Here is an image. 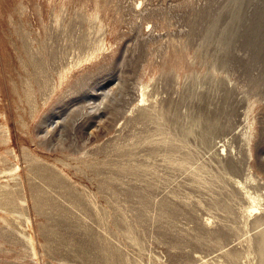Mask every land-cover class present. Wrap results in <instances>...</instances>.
Segmentation results:
<instances>
[{
  "label": "rangeland",
  "instance_id": "rangeland-1",
  "mask_svg": "<svg viewBox=\"0 0 264 264\" xmlns=\"http://www.w3.org/2000/svg\"><path fill=\"white\" fill-rule=\"evenodd\" d=\"M263 238L264 0H0V264H264Z\"/></svg>",
  "mask_w": 264,
  "mask_h": 264
},
{
  "label": "bare ground",
  "instance_id": "bare-ground-1",
  "mask_svg": "<svg viewBox=\"0 0 264 264\" xmlns=\"http://www.w3.org/2000/svg\"><path fill=\"white\" fill-rule=\"evenodd\" d=\"M249 200L251 202V212L253 211H256L258 210V202H257V199L253 198V197H249ZM264 240V238H263Z\"/></svg>",
  "mask_w": 264,
  "mask_h": 264
}]
</instances>
